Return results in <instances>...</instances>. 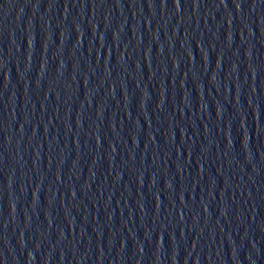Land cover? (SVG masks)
<instances>
[{
    "label": "water",
    "instance_id": "1",
    "mask_svg": "<svg viewBox=\"0 0 264 264\" xmlns=\"http://www.w3.org/2000/svg\"><path fill=\"white\" fill-rule=\"evenodd\" d=\"M0 264H264V0H0Z\"/></svg>",
    "mask_w": 264,
    "mask_h": 264
}]
</instances>
